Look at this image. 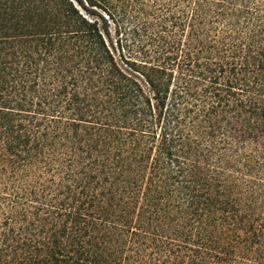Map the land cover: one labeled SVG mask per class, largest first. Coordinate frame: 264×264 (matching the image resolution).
<instances>
[{"label": "trees", "instance_id": "obj_1", "mask_svg": "<svg viewBox=\"0 0 264 264\" xmlns=\"http://www.w3.org/2000/svg\"><path fill=\"white\" fill-rule=\"evenodd\" d=\"M0 264H264V0H0Z\"/></svg>", "mask_w": 264, "mask_h": 264}, {"label": "rangeland", "instance_id": "obj_2", "mask_svg": "<svg viewBox=\"0 0 264 264\" xmlns=\"http://www.w3.org/2000/svg\"><path fill=\"white\" fill-rule=\"evenodd\" d=\"M115 37V36H114Z\"/></svg>", "mask_w": 264, "mask_h": 264}]
</instances>
